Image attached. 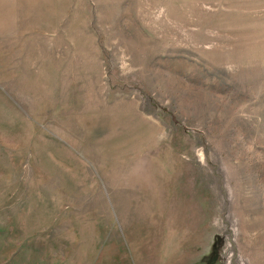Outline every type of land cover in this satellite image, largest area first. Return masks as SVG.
<instances>
[{"label": "rangeland", "instance_id": "1", "mask_svg": "<svg viewBox=\"0 0 264 264\" xmlns=\"http://www.w3.org/2000/svg\"><path fill=\"white\" fill-rule=\"evenodd\" d=\"M0 264H264V0H0Z\"/></svg>", "mask_w": 264, "mask_h": 264}]
</instances>
